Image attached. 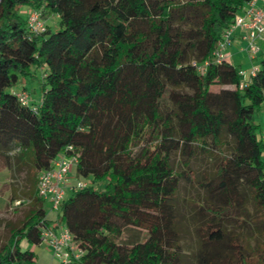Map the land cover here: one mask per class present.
<instances>
[{
	"label": "trees",
	"instance_id": "obj_1",
	"mask_svg": "<svg viewBox=\"0 0 264 264\" xmlns=\"http://www.w3.org/2000/svg\"><path fill=\"white\" fill-rule=\"evenodd\" d=\"M251 1L0 0V160L30 182L11 198L29 210L0 239V264H37L21 241L42 244L39 176L68 148L78 177L108 185L63 203L60 225L83 255L61 264H264V130L259 139L254 123L264 57L249 80L214 57ZM24 6L44 32L29 31ZM33 66L46 69L42 101L24 105L12 88ZM184 184L199 190L192 244L180 226ZM126 229L134 240H121Z\"/></svg>",
	"mask_w": 264,
	"mask_h": 264
},
{
	"label": "rangeland",
	"instance_id": "obj_2",
	"mask_svg": "<svg viewBox=\"0 0 264 264\" xmlns=\"http://www.w3.org/2000/svg\"><path fill=\"white\" fill-rule=\"evenodd\" d=\"M29 8L24 6L20 8L19 14L24 19H28ZM47 26L51 32H56L60 29V18L58 16L49 17L46 20ZM242 42V43H241ZM260 47V52L256 56V60L251 62L250 56L246 51L247 43L239 41L238 39H232V44L227 47L226 52L229 55L227 57L228 61L238 67L245 76V80L251 79V75L254 67L259 68L261 66V61L264 57V43H258ZM46 69L37 68L33 66L31 68V74L29 76H21L12 88V91L19 93L26 90L29 94V100L31 104L38 105L42 101L43 91L41 85L43 83V73ZM213 91L217 92L219 90L218 86L212 88ZM264 106V104H263ZM264 109V108H263ZM260 109L254 113V123L257 126V136L261 139V133L264 130V110ZM264 161V154H263ZM205 164L197 161L194 167L201 169ZM27 169L24 168L19 172H15L14 176L7 169L2 160H0V239L6 240L9 236V227L13 224L18 223L23 219L26 212L29 210L27 204L21 205L20 201L11 202V198L19 196L25 189L30 188V182L28 177ZM69 178L72 184H77L78 182L88 183L89 187H95L97 190L104 191L107 188L108 180L104 179L100 182L95 183L93 176L78 177L76 172V166H74L70 173ZM199 195V190L190 187L189 184H184L182 186L180 197L178 200V209L180 216V226L182 231L187 232L185 236V242L187 244H192L196 238V229L202 223L200 218H196L193 213L196 212V208L191 201H197V196ZM70 193L65 196V200H68ZM47 209V218L49 220V226H57L60 229L59 218L61 216V208L59 210H52V204L49 200L45 203ZM187 230V231H186ZM138 232L133 229H126L122 241H132L136 238ZM140 240H144L146 233H140ZM21 247L23 250H29L35 253L37 264H61L59 258H55L51 249L46 244L33 245L25 238L21 241Z\"/></svg>",
	"mask_w": 264,
	"mask_h": 264
},
{
	"label": "built area",
	"instance_id": "obj_3",
	"mask_svg": "<svg viewBox=\"0 0 264 264\" xmlns=\"http://www.w3.org/2000/svg\"><path fill=\"white\" fill-rule=\"evenodd\" d=\"M260 2L258 5L257 2ZM27 26L31 33L38 34L46 30V24L36 11H31L28 16ZM243 29L244 35L242 40L247 43L246 51L250 58L255 59L260 52L257 40L264 34V0H252L244 9V15L238 16L234 24L225 31L223 40L219 42L214 53V57L218 63L227 58V47L232 44V36L237 29ZM258 71L254 68L253 76ZM243 75L244 73L241 72ZM244 76V75H243ZM17 97L24 105L30 103L29 94L26 91L17 93ZM37 112V108H34ZM78 163V156L72 148H68L67 152H63L54 160L52 168L44 171L39 176V196L50 201L52 210H59L66 201L65 196L68 193L85 189L88 183L78 182L72 184L69 178L71 169ZM42 243L46 244L52 251L55 258H59L61 263H69L73 260H79L83 251L74 243L73 236L70 231L63 225L60 229L51 227L45 228L42 233Z\"/></svg>",
	"mask_w": 264,
	"mask_h": 264
},
{
	"label": "crops",
	"instance_id": "obj_4",
	"mask_svg": "<svg viewBox=\"0 0 264 264\" xmlns=\"http://www.w3.org/2000/svg\"><path fill=\"white\" fill-rule=\"evenodd\" d=\"M258 3V5H260V2L258 1L257 2ZM244 15V10H242V12L239 14V16H243ZM244 30L243 29H241V28H239V29H237L235 32H234V34H233V36H232V39H238L239 41H243L242 40V36L244 35ZM244 42V41H243ZM264 43V34H263V36L261 37V38H259L258 40H257V44L258 43ZM242 43V42H241ZM229 55L230 54H228L227 52H226V56L227 57H229ZM250 60H251V62H253V61H255L256 60V58L255 59H252V58H250ZM254 68H257V67H254ZM245 74V73H244ZM244 79H245V76H244ZM72 193L70 192V195H71ZM57 226H54V228L53 227H51V228H53V229H55Z\"/></svg>",
	"mask_w": 264,
	"mask_h": 264
}]
</instances>
